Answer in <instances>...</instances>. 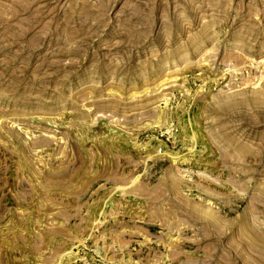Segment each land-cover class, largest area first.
Here are the masks:
<instances>
[{
    "label": "rangeland",
    "instance_id": "1",
    "mask_svg": "<svg viewBox=\"0 0 264 264\" xmlns=\"http://www.w3.org/2000/svg\"><path fill=\"white\" fill-rule=\"evenodd\" d=\"M0 264H264V0H0Z\"/></svg>",
    "mask_w": 264,
    "mask_h": 264
},
{
    "label": "built area",
    "instance_id": "2",
    "mask_svg": "<svg viewBox=\"0 0 264 264\" xmlns=\"http://www.w3.org/2000/svg\"><path fill=\"white\" fill-rule=\"evenodd\" d=\"M160 150H161V148H160Z\"/></svg>",
    "mask_w": 264,
    "mask_h": 264
}]
</instances>
